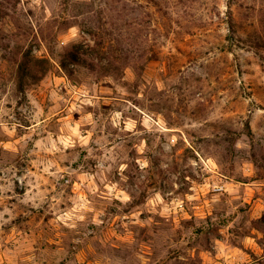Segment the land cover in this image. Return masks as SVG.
<instances>
[{
	"label": "rangeland",
	"instance_id": "1",
	"mask_svg": "<svg viewBox=\"0 0 264 264\" xmlns=\"http://www.w3.org/2000/svg\"><path fill=\"white\" fill-rule=\"evenodd\" d=\"M0 264H264V0H0Z\"/></svg>",
	"mask_w": 264,
	"mask_h": 264
}]
</instances>
